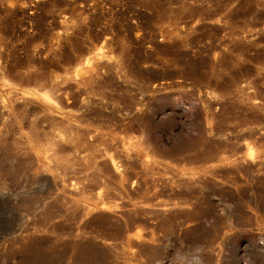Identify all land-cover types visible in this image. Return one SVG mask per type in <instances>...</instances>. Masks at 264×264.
Masks as SVG:
<instances>
[{"label":"rangeland","instance_id":"rangeland-1","mask_svg":"<svg viewBox=\"0 0 264 264\" xmlns=\"http://www.w3.org/2000/svg\"><path fill=\"white\" fill-rule=\"evenodd\" d=\"M0 264H264V0H0Z\"/></svg>","mask_w":264,"mask_h":264}]
</instances>
